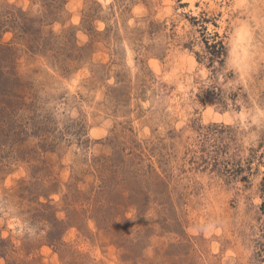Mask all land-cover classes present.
<instances>
[{
    "label": "rangeland",
    "instance_id": "374dc122",
    "mask_svg": "<svg viewBox=\"0 0 264 264\" xmlns=\"http://www.w3.org/2000/svg\"><path fill=\"white\" fill-rule=\"evenodd\" d=\"M0 264H264V0H0Z\"/></svg>",
    "mask_w": 264,
    "mask_h": 264
},
{
    "label": "trees",
    "instance_id": "16d2710c",
    "mask_svg": "<svg viewBox=\"0 0 264 264\" xmlns=\"http://www.w3.org/2000/svg\"><path fill=\"white\" fill-rule=\"evenodd\" d=\"M217 46H218V48H217ZM210 47L213 49L217 48V50H221V49L224 50V46H223L222 42H215L214 44L210 45Z\"/></svg>",
    "mask_w": 264,
    "mask_h": 264
}]
</instances>
